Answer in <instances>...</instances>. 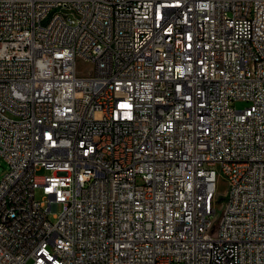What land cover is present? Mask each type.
<instances>
[{
	"label": "built area",
	"instance_id": "built-area-1",
	"mask_svg": "<svg viewBox=\"0 0 264 264\" xmlns=\"http://www.w3.org/2000/svg\"><path fill=\"white\" fill-rule=\"evenodd\" d=\"M0 155V264H264V0H0Z\"/></svg>",
	"mask_w": 264,
	"mask_h": 264
},
{
	"label": "rangeland",
	"instance_id": "rangeland-1",
	"mask_svg": "<svg viewBox=\"0 0 264 264\" xmlns=\"http://www.w3.org/2000/svg\"><path fill=\"white\" fill-rule=\"evenodd\" d=\"M92 68V64L82 61L80 59L77 60V69L80 72H87ZM247 102L238 100L235 102V106L237 108H242L246 106ZM7 169V163L5 159L0 155V178L3 176L4 172ZM227 191V182L225 178L221 175L218 176L217 178V183H216V193H217V200L218 202L216 203V209L218 213H220V206L221 204L225 201V193ZM35 197L36 199H41L42 198V192L40 189H37L35 192ZM60 209V205L57 206V211ZM49 219L51 221H54V217L52 216V213L49 214ZM29 264V262H28Z\"/></svg>",
	"mask_w": 264,
	"mask_h": 264
},
{
	"label": "bare ground",
	"instance_id": "bare-ground-1",
	"mask_svg": "<svg viewBox=\"0 0 264 264\" xmlns=\"http://www.w3.org/2000/svg\"><path fill=\"white\" fill-rule=\"evenodd\" d=\"M173 48H174L173 40H166L161 42V49H173Z\"/></svg>",
	"mask_w": 264,
	"mask_h": 264
}]
</instances>
